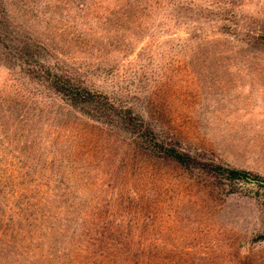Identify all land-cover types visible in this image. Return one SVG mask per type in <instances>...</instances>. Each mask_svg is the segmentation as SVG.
<instances>
[{"label":"rangeland","instance_id":"374dc122","mask_svg":"<svg viewBox=\"0 0 264 264\" xmlns=\"http://www.w3.org/2000/svg\"><path fill=\"white\" fill-rule=\"evenodd\" d=\"M0 11V264H264V188L203 166L264 177V40H249L264 0ZM47 63L130 106L194 163L71 106L43 81Z\"/></svg>","mask_w":264,"mask_h":264},{"label":"trees","instance_id":"16d2710c","mask_svg":"<svg viewBox=\"0 0 264 264\" xmlns=\"http://www.w3.org/2000/svg\"><path fill=\"white\" fill-rule=\"evenodd\" d=\"M248 32L251 33L250 31ZM0 33H4L6 38H8L7 34L10 33L8 23H6L1 11ZM249 35L251 37L249 40H252V43L260 44L257 39L264 40V30L262 29H257V31ZM32 54V51H27L23 48L16 57L28 60ZM49 64L44 65L43 81L53 92L59 94L71 106L77 107L78 110L92 119L123 130L134 137L139 147L155 156L168 157L181 164L189 163L191 157L187 153L163 139L159 132L140 114L133 111L130 106L115 103L107 94L82 84L71 72L61 70ZM191 162L194 163V159ZM203 166L226 179L253 183L258 187L264 188V177L250 170L220 164L211 165L205 163ZM263 236V233L258 235V237Z\"/></svg>","mask_w":264,"mask_h":264}]
</instances>
